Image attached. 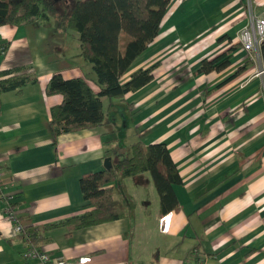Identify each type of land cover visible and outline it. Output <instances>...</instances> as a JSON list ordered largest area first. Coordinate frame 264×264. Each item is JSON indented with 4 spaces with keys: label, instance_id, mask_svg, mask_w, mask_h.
<instances>
[{
    "label": "crops",
    "instance_id": "crops-1",
    "mask_svg": "<svg viewBox=\"0 0 264 264\" xmlns=\"http://www.w3.org/2000/svg\"><path fill=\"white\" fill-rule=\"evenodd\" d=\"M257 17L264 0H171L159 34L123 81L151 66L153 78L122 98L103 96L105 125L57 140L52 107L63 95L46 91L52 75L84 76L101 87L81 55L79 31L39 19L0 26V45L9 42L0 68L28 65L37 75L1 92L0 170L24 226L40 229L38 248L70 261L91 256L85 264H193L194 248L204 264H264V58L261 45L253 51L241 41ZM233 44L229 66L197 71ZM137 140L167 144L182 176L174 185L178 208L160 213L145 170L113 182L122 216L73 230L51 225L91 210L82 175L106 169L108 156L114 165ZM24 247L0 199V264H44L24 257Z\"/></svg>",
    "mask_w": 264,
    "mask_h": 264
},
{
    "label": "trees",
    "instance_id": "trees-1",
    "mask_svg": "<svg viewBox=\"0 0 264 264\" xmlns=\"http://www.w3.org/2000/svg\"><path fill=\"white\" fill-rule=\"evenodd\" d=\"M171 0H0V26L26 24L41 20L53 25L57 31H79L81 55L92 64L96 79L101 85L96 90L84 76L66 78L56 72L50 78L46 91L61 93L63 100L52 107L51 129L54 139L64 132H77L105 125L109 121L108 109L102 100L122 98L127 92L137 90L154 76V66L140 68L127 81L123 76L134 60L160 32L162 20ZM9 42L0 45L4 53ZM233 44L214 58H204L198 72L222 70L231 64ZM264 58V40L261 44ZM249 62L241 65L239 73ZM37 80L28 65L0 68V95L7 89L20 88ZM115 148L107 149L110 154ZM150 171L160 195L162 215L179 207L174 185L182 182L178 166L165 142L145 144L135 141L128 153L109 169L90 171L82 175L81 187L85 198L94 207L81 214L55 222L66 224L70 230L116 219L124 208L114 197L113 182L122 175ZM15 205V202L13 203ZM20 217V215H19ZM21 219V217H20ZM19 234L27 235L35 244L34 235L40 229L24 227ZM40 232V231H39ZM195 257L201 254L195 250ZM199 255V256H198ZM197 258V259H198Z\"/></svg>",
    "mask_w": 264,
    "mask_h": 264
},
{
    "label": "built area",
    "instance_id": "built-area-1",
    "mask_svg": "<svg viewBox=\"0 0 264 264\" xmlns=\"http://www.w3.org/2000/svg\"><path fill=\"white\" fill-rule=\"evenodd\" d=\"M264 40V17H257L250 24L245 26L241 32V41L244 47L248 50L257 51L260 49V45ZM3 172L0 170V199L4 202V211L6 215L14 222L15 228L18 232L24 231V224L19 217V213L14 203V197L12 194L6 193L4 190V184L2 182ZM25 247L23 249V255L27 258L39 259L44 264H85L91 256H81L77 261H70L64 258L53 257L44 250L38 248L33 242L30 241L27 235L24 236ZM206 256L202 255L198 260H195L193 264H204Z\"/></svg>",
    "mask_w": 264,
    "mask_h": 264
},
{
    "label": "water",
    "instance_id": "water-1",
    "mask_svg": "<svg viewBox=\"0 0 264 264\" xmlns=\"http://www.w3.org/2000/svg\"><path fill=\"white\" fill-rule=\"evenodd\" d=\"M105 166L107 169L111 168L113 166V162L110 156H108L105 160Z\"/></svg>",
    "mask_w": 264,
    "mask_h": 264
},
{
    "label": "rangeland",
    "instance_id": "rangeland-1",
    "mask_svg": "<svg viewBox=\"0 0 264 264\" xmlns=\"http://www.w3.org/2000/svg\"><path fill=\"white\" fill-rule=\"evenodd\" d=\"M70 30H72V29H70Z\"/></svg>",
    "mask_w": 264,
    "mask_h": 264
}]
</instances>
